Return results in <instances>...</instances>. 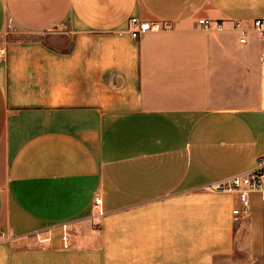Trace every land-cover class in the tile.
I'll return each mask as SVG.
<instances>
[{"label": "crops", "instance_id": "obj_1", "mask_svg": "<svg viewBox=\"0 0 264 264\" xmlns=\"http://www.w3.org/2000/svg\"><path fill=\"white\" fill-rule=\"evenodd\" d=\"M132 16L173 26L135 38ZM258 17L264 0H0V264H264L260 196L236 222L238 193L208 187L264 153Z\"/></svg>", "mask_w": 264, "mask_h": 264}, {"label": "built area", "instance_id": "obj_2", "mask_svg": "<svg viewBox=\"0 0 264 264\" xmlns=\"http://www.w3.org/2000/svg\"><path fill=\"white\" fill-rule=\"evenodd\" d=\"M200 23L207 28L212 26V22L207 18H201ZM254 25L264 38V17L256 18L254 20ZM172 26L173 24L170 21H164L162 23L155 22L152 24L150 21L141 19L139 16H132L129 19V28L127 32L132 37L137 38L148 29H170ZM216 26L220 27L221 22H217ZM235 26L241 33L240 41L245 43L247 41V30L239 21H236ZM10 27L14 28V25L10 24ZM208 187L211 190L216 191L237 192L240 203L233 208V217L236 222L242 221L251 213L254 195H259L264 203V153L258 155L254 164L246 170L239 174L212 182L208 185ZM101 202L102 199L97 197L96 203L100 204ZM2 239L3 234L0 232V240ZM63 239L67 242L68 235L65 234Z\"/></svg>", "mask_w": 264, "mask_h": 264}, {"label": "rangeland", "instance_id": "obj_3", "mask_svg": "<svg viewBox=\"0 0 264 264\" xmlns=\"http://www.w3.org/2000/svg\"><path fill=\"white\" fill-rule=\"evenodd\" d=\"M95 202H96V200H95ZM96 204H97V203H96ZM97 205H98V204H97ZM224 264H238V263H230V262H229V263H224Z\"/></svg>", "mask_w": 264, "mask_h": 264}]
</instances>
